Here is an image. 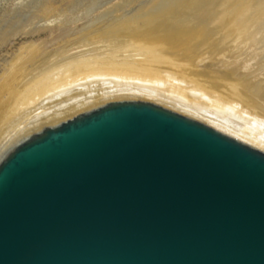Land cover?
<instances>
[{
  "label": "water",
  "instance_id": "1",
  "mask_svg": "<svg viewBox=\"0 0 264 264\" xmlns=\"http://www.w3.org/2000/svg\"><path fill=\"white\" fill-rule=\"evenodd\" d=\"M0 264H264V151L113 100L0 159Z\"/></svg>",
  "mask_w": 264,
  "mask_h": 264
},
{
  "label": "bare ground",
  "instance_id": "2",
  "mask_svg": "<svg viewBox=\"0 0 264 264\" xmlns=\"http://www.w3.org/2000/svg\"><path fill=\"white\" fill-rule=\"evenodd\" d=\"M55 1L16 0L13 28L59 27L57 16L37 18ZM102 7H87L69 35L22 50L5 73L0 159L46 126L121 99L158 103L264 151V0H123L93 16Z\"/></svg>",
  "mask_w": 264,
  "mask_h": 264
},
{
  "label": "rangeland",
  "instance_id": "3",
  "mask_svg": "<svg viewBox=\"0 0 264 264\" xmlns=\"http://www.w3.org/2000/svg\"><path fill=\"white\" fill-rule=\"evenodd\" d=\"M122 1L57 0L46 10H40L37 18L57 16L61 19V25L54 28L55 25L50 31L44 29L28 35L26 30L13 28L15 20L12 15H14L16 0H0V81L17 65L18 55L22 50L29 48L35 50L36 47L47 46L54 42L55 39L62 38V35L72 33L79 26L75 23V19L79 15H81L82 20L86 21V17H83V14L87 7H92L94 3H102L103 7L93 15L99 16Z\"/></svg>",
  "mask_w": 264,
  "mask_h": 264
}]
</instances>
